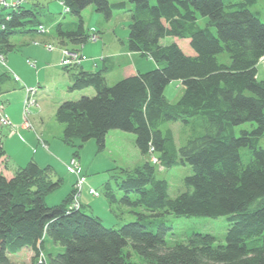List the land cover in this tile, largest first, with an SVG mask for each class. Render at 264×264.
<instances>
[{
  "label": "trees",
  "instance_id": "obj_1",
  "mask_svg": "<svg viewBox=\"0 0 264 264\" xmlns=\"http://www.w3.org/2000/svg\"><path fill=\"white\" fill-rule=\"evenodd\" d=\"M59 1L79 22L74 28L58 22L56 37L74 44L90 38L82 16L86 7L94 5L106 18L115 9L128 8L125 0ZM257 1L129 0L127 47L152 58L157 67L112 85L105 68L64 67L72 79L70 90L93 87L96 93L64 100L55 116L64 124L63 140L76 147L74 155L90 139L104 149L112 130L132 132L142 154H156L162 166H192L187 189L172 197L169 182L158 178L149 162L124 169L117 181L124 195L118 198L110 181L105 195L111 204L130 206L135 220L107 227L83 203L70 207L74 189L60 204L48 205L46 196L62 183L52 179L53 167L31 160L12 177L0 170V264H264V79L258 68L264 58V21L250 9ZM0 9V53L7 54L16 49L13 34L28 27L39 31L43 23L25 0L16 8ZM200 16L207 18L205 26L199 24ZM166 36L189 39L195 54L176 42L162 44ZM224 53L229 63L220 60ZM4 80L0 75V83ZM174 80H181L185 90L170 102L165 89ZM170 121H182L191 130L179 146L172 128L163 127ZM245 122L256 126L236 135L235 126ZM244 148L250 152L248 162ZM5 154L0 136V159ZM170 214L226 216V242L194 231L169 245L172 226L165 216ZM129 245L141 262L125 252ZM26 248L34 252L29 262L10 258Z\"/></svg>",
  "mask_w": 264,
  "mask_h": 264
},
{
  "label": "rangeland",
  "instance_id": "obj_2",
  "mask_svg": "<svg viewBox=\"0 0 264 264\" xmlns=\"http://www.w3.org/2000/svg\"><path fill=\"white\" fill-rule=\"evenodd\" d=\"M47 1L48 0H25L27 6L34 7V9L38 11V21L44 23L47 28L50 29L49 33L44 34L40 31L31 30V28L28 27V30L11 36V41L16 45V49L7 53L13 54L14 60H6L5 54L0 53L1 69L5 67L4 64L10 65L13 69L17 68L22 74H27L28 78L31 79V84H28V86L35 87L39 90L36 94L39 106L29 107V113L25 116V101L23 102V105L19 104L21 92L22 90L24 91V88L22 89L21 86L13 87V82L15 81H10L11 79L6 81L4 83L5 85L3 84L4 86L0 93V112H2V107L4 105L7 106L8 102L12 101L14 105H11L10 107L11 112H14V114L21 119L22 122L20 123V126L23 125L25 121L31 125L27 127L31 129L21 133V131H16L17 127L10 120L14 128H10V135H12L7 140L6 147L9 152L11 151L25 162L29 157L33 158L35 155L39 160L48 156L50 157L46 150L42 151L44 148L40 145L41 143H39L35 133V128L38 130V127L34 124V128L30 121L34 110L40 112V122L44 124L45 128L50 130L49 134L52 133L54 137V143L49 147V149H51L49 153L56 158L47 160L57 167V169L53 168L52 179L56 181L58 179L62 180L61 185L46 196V202L48 205L60 204L73 189L75 190L79 175L71 172L68 167L70 166L69 163L71 162V159L73 157H78L82 165L81 170L82 168L84 170L81 174L87 179L85 184L93 185L101 193L99 197L90 195L91 201L93 200V204L97 207L95 211L99 213L103 223L107 227H120L125 223L134 221L135 214L131 211L132 208L130 206L123 205L120 202H115L114 204L109 202L105 195V183L110 181L114 193L118 198H121L124 193L119 189L117 181L120 182L122 176L125 175L123 170L134 169L143 165L145 162H149L155 166L156 176L158 178L167 179L169 182V193L172 197H176L181 192L186 191L187 187L185 185V178L193 174V168L189 164L165 167L160 165V163H156L155 159H159V157L156 154H142L136 145V136L132 132L118 129L110 131L107 135V146L104 149H99L96 140L90 139L79 148L78 156L74 155L76 147L67 144L63 139L61 140L59 138L58 134H61V131L58 129V126H63L62 132L64 133V124L60 123L55 116V110L58 105L64 100H77L82 95L93 96L96 92L93 87H91L92 91L87 94L80 89L70 90L68 83H72L71 77L68 75L63 77L65 76V71L62 68L48 67V59L52 57L48 50L51 51L57 47L62 48L63 53L68 50H74L73 48L63 46L67 43H74L69 40L61 41L56 37V24L58 22H63L68 28H74L79 22V18L70 12L65 13L64 6L59 5V0H49L50 6L48 9L46 6H43L47 5ZM118 1L124 0H110V2ZM125 1H128V8L113 10V14L110 18H106L105 15L98 12L94 5H89L83 10L82 16L85 28L90 34L97 32L96 39L89 38L84 44H75L80 46L79 48L81 49L83 46L86 47V49H84V54L87 58H92L90 55L91 51L97 50L100 52L102 47H105L107 53L110 54L122 52L124 46L126 51L129 52V49L126 47V41L131 24V12L129 11V7L132 4L129 0ZM151 1L153 2L154 0ZM223 1L228 4L230 2H239L241 0ZM250 9L258 12L259 17L264 21V0H258L250 7ZM206 21V17L200 16L199 24L201 26H205ZM31 35H35V40L38 42L35 43L33 40L34 36ZM52 36H55L57 40L54 42H44V40H51ZM173 42H177L185 52L195 53L194 49L190 46L189 39L187 38L166 36L161 39V43L164 45ZM103 43H105V45ZM27 46H31L30 49H26V53L30 52L28 55L25 54V48ZM99 59H101V57ZM220 60L229 63L230 57L227 53H224L220 56ZM35 61L36 65L34 66L31 63ZM98 62L100 65L99 67L102 68V59ZM85 66L90 68L89 62L86 63ZM258 68L259 78L264 79V58L260 60ZM126 75H128V72H120L118 75H110L109 84L112 85L116 83L121 78L126 77ZM19 76L21 77L20 74ZM184 90L185 87L182 81L174 80L166 86V98L170 102H176L179 97H181ZM8 97L9 100H7ZM1 115L4 116L5 114L2 113ZM0 125L4 126L1 121ZM255 126V122L242 123L235 126V133L236 135H240L243 129L251 130ZM5 127L9 128L8 126ZM163 127L172 128L178 146L184 141L183 139L186 137V132H191L190 128L184 126L182 121L166 122ZM22 137L26 140V143L22 141ZM38 137L40 142L47 147L44 140H42L40 136ZM79 142L80 141H77V144ZM260 144L264 148V136L261 138ZM37 149L38 151L36 152ZM242 155L244 162H248L250 159L249 149H242ZM57 159L60 160V162H58ZM29 161L27 163H29ZM10 163H12V160H10ZM0 164L4 169L6 168L4 161H0ZM12 164H9V166L13 167ZM131 196L132 198H137L135 193H131ZM86 209L91 213L90 207H87ZM165 222L167 225L172 226V229L168 232L166 237V241L169 245H173L176 241L185 239L188 234L194 231L213 234L217 237V243L226 242V233L228 229V220L226 216L213 218L208 216H176L170 214L165 216ZM125 252H131L132 260L134 261L141 262L143 260L130 245L125 248ZM33 254V250L28 248L20 253L10 254V258L16 262L27 263L32 259Z\"/></svg>",
  "mask_w": 264,
  "mask_h": 264
},
{
  "label": "crops",
  "instance_id": "obj_3",
  "mask_svg": "<svg viewBox=\"0 0 264 264\" xmlns=\"http://www.w3.org/2000/svg\"><path fill=\"white\" fill-rule=\"evenodd\" d=\"M49 3L50 2L48 0L47 1V5H45L47 8L50 6ZM59 5H63L61 1H60V4ZM31 36H34L33 37V40H34L35 43L38 42L37 40H35L36 39V36L35 35H31ZM51 38H52L51 40H44V42L45 43L46 42H54L55 40H57L55 36H52ZM124 43H125V41H124ZM103 44L105 45V43H103ZM63 46H67V47H70V48H73V49H79L80 52H81V54L83 56H85V54H84V49H86L85 46H83L82 49L79 48L80 46H78V45L69 44V43H67V44H65ZM126 47H127V45H126ZM28 48L30 49L31 46H27L25 48V54L26 55L30 54V52L29 53L28 52L26 53V49H28ZM127 49H128V47H127ZM48 51L52 55V57L50 59H48V63H47L48 67H58L60 69L62 68L65 71L64 72L65 73V76H63V77H66L67 75L70 76V73L65 70V68H64L65 66L62 65V60H63L62 48L57 47L54 50H51V51L48 50ZM187 54L192 55V54H195V53H187ZM90 55H91L92 58H89V57L87 58L85 56L86 59L82 61L81 67L84 70H90V71H95V70L101 69L99 67L100 65H99V62L98 61L102 59L103 65L101 67L102 68H105V76H106V79H107V82L108 83H109V77H110V75H118L120 72H128V75H126V77H127V76H131V75L137 74L138 72H146V71H149L151 69L156 68V66H157L156 62L152 58L144 57V56H142L138 52H130V51L127 52L125 46L122 49V52H120V53H112V54H110V53H107L105 47H102V49H101L100 52L97 51V50L96 51H91L90 52ZM99 55H100L101 59H99L100 58ZM22 58H23V56H22ZM5 59L6 60L7 59L8 60H10V59L14 60L13 59V54H8V53L5 54ZM88 62L90 64V68H88V67L85 66V64L88 63ZM4 66L5 67H3V69L0 68V75L4 74V76H5V80L2 83H0V93L2 91V87L5 85L4 83L6 81H8L10 79H11L10 81H15V82H13V87L21 86L22 89L24 88V91L22 90L21 97L19 99V104L23 105V102L25 101V99L27 97L25 87L26 86L27 87H32V86H28V84H31V79L28 78L27 74L26 75L22 74L17 68L13 69L8 64H6V65L4 64ZM19 74L21 75V77L19 76ZM15 75H17L20 78L19 81L15 79ZM68 84L70 86L72 83H68ZM86 89L87 90H82V92H84V93L87 94V93H90L92 91L91 90L92 89L91 87L86 88ZM7 100H9V97H8ZM11 105H14L12 103V101L8 102L7 106L4 105L2 108H3V113L17 127L16 128V131H18V132L21 131V133L22 132L24 133V132L28 131L29 129H31V128L25 127L24 125H21L20 126V123L22 121H21L20 118H18L14 114V112H11V108H10ZM55 112H56V110H55ZM40 115H41L40 112H37V110H34L33 111V115L31 116L30 121L32 122L34 128H35V125L38 127V130H36V128H35V133H36V136H37V139H38L39 143H41L40 145H42L43 148H44L42 151L46 150L47 153H48V155H50V157L48 156L46 158H42L41 160L37 159V157L35 155L33 158L32 157L31 158L29 157V159L25 162L19 156L13 154L11 151L9 152L8 151V148L6 147V142L9 139V137L12 135V134L10 135V133H11L10 132V127L7 128L5 126L0 125V136L2 138V141H3V144H4V148H5V151H6V154L4 155V157L2 159H0V161H2V162L4 161L5 162L6 168L4 169V167H2L1 164H0V170L7 177H12L15 174V172L20 167L25 166L29 160L30 161L31 160L36 161L42 167L49 165V166H52L53 168L57 169L56 165L52 164L50 161H47V160H51L53 158H56L54 155H52V154L49 153V151L51 150V149H49V147L54 143V137H53L52 133L49 134L50 130H48L47 128H45L44 127V124H42L40 122V120H39L40 119ZM58 129H60V131H61V134H58V136L62 140L63 139V134H62L63 133L62 132L63 131V126H61V125H60V127L58 126ZM38 136H40L42 138V140H44V142L47 144V147L44 146L42 144V142H40V139H39ZM21 139H22V141L24 143H26V140L23 137ZM106 146H107V141H106ZM37 151H38V149L36 150V152ZM10 160H12V163L13 164L10 163ZM57 161L60 162V160H58V159H57ZM9 164H12L13 167H10ZM82 172H84L83 168H82ZM89 186H93V185H91V184L86 185L85 184L84 190L82 191V195H81V202L84 205L90 207V209L93 211L94 214L100 216L99 213H97L95 211L97 209V207L93 204V200L91 201L90 194L88 192ZM26 249H28V248H26Z\"/></svg>",
  "mask_w": 264,
  "mask_h": 264
},
{
  "label": "built area",
  "instance_id": "obj_4",
  "mask_svg": "<svg viewBox=\"0 0 264 264\" xmlns=\"http://www.w3.org/2000/svg\"><path fill=\"white\" fill-rule=\"evenodd\" d=\"M22 3H23V0H0V6L6 7V8H16L19 5H21ZM64 8H65L66 12H70V7H68L67 5L64 4ZM2 13L3 12L0 9V19H2ZM1 26H2V28L4 27V25H1ZM39 30L42 33H47L49 31V29L44 25H41L39 27ZM90 38L96 39L97 34H93ZM85 59H86L85 56H83L79 50H77V49L76 50L75 49L74 50H68V51L63 53L62 65H64V66L80 65L82 63V61ZM31 64L35 66L36 62H33ZM15 79L18 81L20 80V78L17 75H15ZM25 89H26V94H27V97H26L25 103H24V104H26V109H25V116H26V114L29 113V107L39 106V103H38V100L36 99V94L38 92V89L35 87H27V86L25 87ZM0 113L2 114L3 110ZM0 121L2 124H4V126L14 128L10 119H8V117L6 115H4V116L1 115ZM23 125L25 127L31 126L26 121ZM155 162L160 163V161L158 159H155ZM69 165L70 166L68 167V169L71 172H74L77 175H79L78 182L76 183V186H75V192H74L75 194L73 196V199H72V202L70 205V207L78 208L81 205V195H82V191L84 190L85 183H86L87 179L84 175L81 174V172H82L81 163H80L78 157H73L71 159V162L69 163ZM88 192L90 195H92L94 197H99L101 195L100 191L93 186H89ZM43 259H44V254L41 253L40 254V260L42 261Z\"/></svg>",
  "mask_w": 264,
  "mask_h": 264
},
{
  "label": "bare ground",
  "instance_id": "obj_5",
  "mask_svg": "<svg viewBox=\"0 0 264 264\" xmlns=\"http://www.w3.org/2000/svg\"><path fill=\"white\" fill-rule=\"evenodd\" d=\"M11 128V127H10Z\"/></svg>",
  "mask_w": 264,
  "mask_h": 264
}]
</instances>
